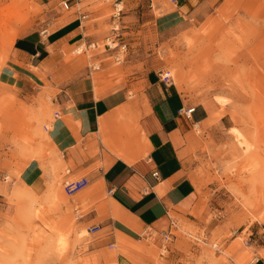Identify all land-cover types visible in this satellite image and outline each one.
<instances>
[{
	"label": "rangeland",
	"instance_id": "374dc122",
	"mask_svg": "<svg viewBox=\"0 0 264 264\" xmlns=\"http://www.w3.org/2000/svg\"><path fill=\"white\" fill-rule=\"evenodd\" d=\"M62 1L45 6L42 0H0V73L14 40L53 23L64 12ZM159 1L143 0L136 10L125 6L120 29L128 51L124 63L117 65L111 53L100 54L114 26L112 8L97 0L89 10L97 15L87 26L98 27L87 35H101V48L89 50V55L99 54L105 64L95 77L99 86L119 88L138 81L139 87L128 92L134 97L149 75L159 80L170 72L187 107L198 108L205 99L213 102L212 121L194 126L192 133L198 209L171 213L177 229L166 253L160 240L134 236L131 244L116 245L107 224H81L93 213L106 214L110 203L102 209L100 204L88 205L91 186L80 192L87 194L86 201L67 197L66 166L41 196L20 181L32 160L53 169L64 164L44 130L53 120L46 88L26 94L0 81V176L10 190L7 200L16 208L0 222V264H119L121 256L133 264H249L257 258L264 264V230L259 226L264 223V0H220L168 30L158 22L163 12ZM233 129L250 145L247 152ZM106 198L104 194L98 201ZM97 223L102 227L97 235L78 239V233H88L87 227ZM111 244L115 248L109 249Z\"/></svg>",
	"mask_w": 264,
	"mask_h": 264
},
{
	"label": "crops",
	"instance_id": "0c3cea01",
	"mask_svg": "<svg viewBox=\"0 0 264 264\" xmlns=\"http://www.w3.org/2000/svg\"><path fill=\"white\" fill-rule=\"evenodd\" d=\"M59 1L42 0L45 6ZM219 1L160 0L158 7L163 12L158 18L159 25L173 29L184 24L188 17L211 10ZM142 2L128 0L125 6L136 10ZM96 3L97 0L72 3L69 11L61 3L64 12L53 17L48 38L41 37L42 30H35L15 39L8 61L1 68L0 81L17 86L26 94L46 88L44 96L48 101V96L51 99L48 107L53 118L59 113V118L53 119L49 129L45 126L44 130L52 151L60 153L64 164L53 169L47 163L43 166L32 160L21 171V183L41 196L63 166L68 170L66 180L86 177L92 195L87 200L86 193H79L76 201L100 204L101 209L106 202L110 205L106 214L93 213L81 224L102 221L111 228L116 245L121 241L131 244L136 240L134 236H139L146 227L169 229L172 212L198 209L200 199L192 179V133L194 126L199 128L200 124L212 121L216 108L205 99L196 108L193 119L187 120L179 115L180 109L187 108L183 96L173 84L158 80L157 75L145 78V88L134 97L128 96V92L139 87L138 81L132 80L119 88L106 83L97 85L95 77L105 66L99 54L91 57L89 51L74 53L82 44L89 45L101 38L87 35L98 27L87 26L97 15L96 11L89 12ZM81 13L89 14L83 23ZM106 53L105 49L100 54ZM69 55L72 57L68 59ZM92 61L99 62L100 70L93 71ZM154 172H158V177L153 176ZM6 183L0 176V222L16 210L7 200L10 190ZM104 194L107 201H98ZM259 226L264 230V223ZM120 258L124 264H133L124 256ZM252 264H261V260L257 258Z\"/></svg>",
	"mask_w": 264,
	"mask_h": 264
},
{
	"label": "built area",
	"instance_id": "2783aa9c",
	"mask_svg": "<svg viewBox=\"0 0 264 264\" xmlns=\"http://www.w3.org/2000/svg\"><path fill=\"white\" fill-rule=\"evenodd\" d=\"M85 0H64L62 2V8L66 11L71 10L72 3L75 5H78ZM128 0H103L104 3L108 4L112 8V21H113V29L111 36L107 37L105 39V44L103 48L107 50L108 53H111V57L115 61L116 64H120L124 61V56L126 55L128 51V44L124 41L122 38L121 33V23L122 18L124 16L125 12V3ZM80 10V9H79ZM89 18L88 13H81L80 14V22L83 23V21H86ZM50 24L48 23L45 28L42 29L40 35L42 38H48L50 36L49 33ZM84 44H82L80 47L74 50V53H81V52H88L89 50H96L100 49V44L98 42H94L91 44H85V50L83 49ZM93 71L100 70V66L97 64H94ZM161 81L164 82L166 85L172 84L171 79V73L165 72L160 75ZM196 111V107H187L182 108L179 110V115L184 116L187 120H192L193 115ZM59 118V113H56L54 115L53 119ZM196 125V124H195ZM50 126H46L45 129L48 130ZM158 172H154L153 176L158 177ZM90 185L89 180L86 177H82L75 180H65L63 182V190L66 196L68 197H74L78 193L82 192L86 188H88ZM110 194L113 193V190H110ZM77 212V210H76ZM177 229L176 222L171 218L170 220V228L164 231H158L154 230L150 227H146L139 235L141 239L144 240H153L156 242V240H160L161 244V250L166 253L168 252V245L172 242V239L175 237L174 232ZM90 235H97L101 230L102 227L100 224H93L87 227L86 229ZM115 247V244H111L109 246L110 249H113Z\"/></svg>",
	"mask_w": 264,
	"mask_h": 264
},
{
	"label": "bare ground",
	"instance_id": "6f19581e",
	"mask_svg": "<svg viewBox=\"0 0 264 264\" xmlns=\"http://www.w3.org/2000/svg\"><path fill=\"white\" fill-rule=\"evenodd\" d=\"M217 100H218V102H220V104H222V105H225L226 104V100L224 101V99L223 98H221V97H217L216 98ZM233 132L235 133V134H237V138H238V140H239V144H240V146H241V148L243 149V151H245V152H247L249 149H250V145L248 144V142L244 139V140H242V139H240V138H242V135L239 133V131H237V130H235V129H233ZM58 194H59V192H58ZM79 194V193H78ZM56 196H57V194H56ZM76 196V195H75ZM55 197V196H54ZM75 205H76V203H75ZM75 205H74V211L76 212V210H77V212H76V215L78 216V218H82V215H81V213H79V211H78V208H76L75 209ZM89 233V232H88ZM88 233H78V239H82V238H85V237H87L88 235H90V234H88ZM59 238V237H58ZM64 240H62V242H63ZM64 243V242H63ZM66 244V243H65ZM50 245V244H49ZM47 247H49L48 245H47ZM115 248V247H114ZM110 249V248H109ZM254 262V259L251 261V262H249V264H252Z\"/></svg>",
	"mask_w": 264,
	"mask_h": 264
}]
</instances>
